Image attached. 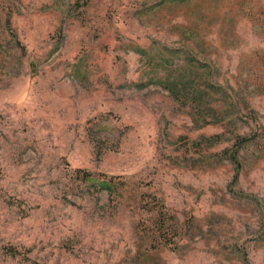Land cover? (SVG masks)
Masks as SVG:
<instances>
[{
    "label": "rangeland",
    "instance_id": "374dc122",
    "mask_svg": "<svg viewBox=\"0 0 264 264\" xmlns=\"http://www.w3.org/2000/svg\"><path fill=\"white\" fill-rule=\"evenodd\" d=\"M0 264H264V0H0Z\"/></svg>",
    "mask_w": 264,
    "mask_h": 264
},
{
    "label": "trees",
    "instance_id": "16d2710c",
    "mask_svg": "<svg viewBox=\"0 0 264 264\" xmlns=\"http://www.w3.org/2000/svg\"><path fill=\"white\" fill-rule=\"evenodd\" d=\"M240 139V138H239ZM246 139L245 138H242L241 140H240V142H237L236 144H237V149H239L240 147H242V145L244 144V141H245ZM239 143V144H238ZM240 145V146H239ZM238 151V150H237ZM235 161H237L236 163H239L238 162V160H235ZM237 166L239 167V164H237Z\"/></svg>",
    "mask_w": 264,
    "mask_h": 264
}]
</instances>
